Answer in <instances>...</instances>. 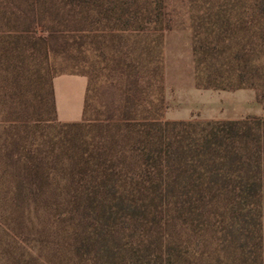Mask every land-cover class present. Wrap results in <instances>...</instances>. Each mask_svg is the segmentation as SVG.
<instances>
[{"label":"trees","instance_id":"trees-1","mask_svg":"<svg viewBox=\"0 0 264 264\" xmlns=\"http://www.w3.org/2000/svg\"><path fill=\"white\" fill-rule=\"evenodd\" d=\"M222 2L213 43H193L196 86L253 89L264 109V0ZM165 15V0H0V228L25 264H264V116L163 119ZM92 48L152 52L114 71L105 116L85 117L88 80L82 120L60 122L57 71L31 85L16 62Z\"/></svg>","mask_w":264,"mask_h":264},{"label":"rangeland","instance_id":"rangeland-1","mask_svg":"<svg viewBox=\"0 0 264 264\" xmlns=\"http://www.w3.org/2000/svg\"><path fill=\"white\" fill-rule=\"evenodd\" d=\"M219 3H223L222 0H165V19L170 25L171 30L189 28L191 30L192 39L195 33L201 32L200 37L198 36V38H196V40L194 39L193 41L194 45L197 47L201 41L207 43V45H210L213 43V35L212 33L210 35L205 34L209 32L210 29L206 30L207 26L204 23L210 19H212V21L215 20L214 16L208 17L207 14L213 13L214 11L210 9V5H217ZM166 32H164V34ZM195 35L197 36L198 34ZM136 44L137 43H135V45ZM140 46L146 47L147 45L145 42H143L140 43ZM197 51L200 52L203 51V49H198ZM151 52L152 51H95L92 48L86 51L82 57L80 55L77 56V59L75 60L68 59L66 61H63L61 58L53 59V55H51L48 59H45L41 53L37 54L34 52L35 56H32L31 58L33 60L29 59L25 61H19L16 62V64L17 69L21 72L25 67H28V75L31 79L29 83L31 85L34 84L33 80L36 78V76H38V69H41V71H47L48 68L49 76L52 77L55 75V71H57L56 76L69 74L71 72L85 73L89 80L90 89L85 117L93 120L105 116L107 114V108L110 107L113 102H116L119 99L118 92L116 91V88L119 85V78L114 73V71H116L119 66L121 67L126 65L130 66L129 68L137 66V61L139 58L141 59L142 65H147L148 57L150 56ZM155 52L157 53L158 51H153V53ZM19 53L22 57L23 52L20 51ZM200 55L201 54L198 53L197 59L200 58ZM203 66L204 65H200L199 69L201 70ZM46 77H48V74L45 76V78ZM53 78L51 82L53 81ZM3 84L5 85V82ZM3 84L0 81V85ZM31 85H29L25 79H20V81L15 84V88H17V91L20 94L27 96V91L32 87ZM3 87L4 86H2V88ZM243 90L245 93L250 94V116H255V114L259 112L260 107L263 106L257 101L256 92L253 89ZM202 91H207L211 96L208 99L200 100L197 110L191 112L192 115L190 120L206 121L199 118V116L203 115V113H206L207 111L217 112L218 116L222 118L232 117L234 115L232 113L233 101L225 100L223 96L226 94H232L238 90L231 91L202 89ZM1 95L3 96L2 91L0 92V96ZM217 97L220 99L218 107L215 106V99ZM166 108L167 106L165 104L163 115L166 111ZM5 109L6 108L4 106L0 105V118L7 119L9 117V114ZM49 116L52 117V115ZM31 251L32 250L29 247L20 245L18 243H13V245H11L9 243L8 236L4 233V230L0 228V264H25V262H29L32 259L30 256V253H32ZM32 262L35 264L34 261Z\"/></svg>","mask_w":264,"mask_h":264},{"label":"crops","instance_id":"crops-1","mask_svg":"<svg viewBox=\"0 0 264 264\" xmlns=\"http://www.w3.org/2000/svg\"><path fill=\"white\" fill-rule=\"evenodd\" d=\"M163 95L167 106L163 119L168 121H187L191 112L197 110L200 100L210 98L207 91L197 88L195 80V61L191 30L183 28L169 30L163 36ZM55 109L60 122H79L83 118L88 78L79 74H62L52 81ZM225 100L233 101L234 114L222 118L217 112L207 111L200 115L202 120H239L251 115L250 94L243 89L226 94ZM219 97L215 99L218 107ZM255 116H264L260 107Z\"/></svg>","mask_w":264,"mask_h":264}]
</instances>
